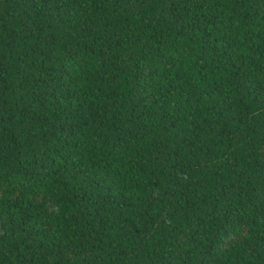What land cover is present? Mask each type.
<instances>
[{"label": "trees", "instance_id": "trees-1", "mask_svg": "<svg viewBox=\"0 0 264 264\" xmlns=\"http://www.w3.org/2000/svg\"><path fill=\"white\" fill-rule=\"evenodd\" d=\"M0 264H264V0H0Z\"/></svg>", "mask_w": 264, "mask_h": 264}]
</instances>
